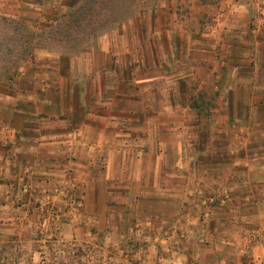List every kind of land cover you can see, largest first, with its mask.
Wrapping results in <instances>:
<instances>
[{
    "label": "rangeland",
    "instance_id": "rangeland-1",
    "mask_svg": "<svg viewBox=\"0 0 264 264\" xmlns=\"http://www.w3.org/2000/svg\"><path fill=\"white\" fill-rule=\"evenodd\" d=\"M75 1L79 2L0 0V113L7 109L3 101L14 97L33 99L36 113L45 109L35 93H16L15 88L31 77L32 68L40 73L56 66L80 83L84 102L88 84L114 79L97 73L106 65L125 72L129 89H139L135 80L146 79L138 85L147 100L169 99L170 93L181 104L188 103V95L199 88L196 75L228 59L225 55L232 47H222L220 37L229 32L219 25L226 8L250 0H94L97 17L81 18L84 11L76 17L79 25L93 20L95 28L91 31L87 25L76 36L70 25L56 28L48 19ZM107 9L110 18L103 14ZM60 54L72 57L69 70ZM44 77L33 82L36 89L45 86ZM207 80L202 87L207 105L196 108L211 121L192 122L193 133L178 129L177 135H182L176 145L183 151L166 160L191 165L168 169L161 190L131 181L137 147L127 151L125 179L107 191L100 185L106 195L87 196L86 187L44 188L37 186L36 178V189L25 192L14 178L0 177V183L15 182L8 186L10 192L0 186V264H264V169L254 170L253 182L245 166L264 165V124L223 122L218 115L234 112L223 106L220 93L211 90L216 75ZM169 84L175 87L173 92ZM210 109H216L213 119ZM241 110L248 115L247 107L237 108ZM257 113L264 116V106ZM37 120L47 121L42 115ZM124 129L128 130L126 125ZM93 167L101 169V162ZM141 196L147 198L140 200Z\"/></svg>",
    "mask_w": 264,
    "mask_h": 264
},
{
    "label": "crops",
    "instance_id": "crops-1",
    "mask_svg": "<svg viewBox=\"0 0 264 264\" xmlns=\"http://www.w3.org/2000/svg\"><path fill=\"white\" fill-rule=\"evenodd\" d=\"M219 25L223 32H229L227 36L220 37L222 47L226 44L232 47L225 55L228 59L219 65L216 63L214 70L196 75L200 81L199 88L195 94L188 95L190 102L185 104L170 93L169 99H145L138 84L146 79H136L135 86L139 89L125 92V72L117 73L106 65L101 66L97 73L114 79L108 81L104 77L103 83L95 80L88 84L84 102L80 83L71 74L65 76L62 67H49L40 73L32 68L31 77L23 78L22 87L15 88V91L35 93L44 100L46 107L36 113L33 99L14 97L7 103L3 101L2 105H7V109L3 107L0 113V125H3L0 128V177L14 178L25 192H29L31 187L36 189L33 184V178H36L37 186L44 188L55 184L62 189L86 187L87 196L106 195L115 181L125 179L127 151L137 147L138 157L131 181L137 180L141 188L159 187L161 190L165 186L161 178L168 169H177L178 166L188 169L191 165V162L183 163L182 160L176 163L166 160V156L183 151L182 146L178 151L176 145L181 142L177 137L182 135H177L178 129L185 134L193 133L196 126L192 122L211 121L208 117L204 119V113L194 106L207 105L202 87L208 83L211 74L217 79L211 90L220 93L223 106L234 112L232 115H218L223 122L235 120L263 125L264 116L259 115L257 109L264 106V0L229 6ZM217 52L221 54L223 49ZM57 56L67 60L69 70L72 57L66 54ZM43 74L46 76L45 86L36 89L33 82ZM155 79L148 78L149 82ZM174 90L175 87L169 84V92ZM238 107H247L248 115L244 116L242 110L237 112ZM212 110L208 113L211 117L216 113V109ZM39 115L47 120L45 124L38 122ZM125 125L128 130L124 129ZM115 126L121 128L116 130ZM189 138L193 141L191 145L195 144L192 134ZM184 150L187 152L188 149ZM98 162H101V169L93 167ZM236 165L234 163L233 166ZM245 166L250 180L256 182L254 177L252 179L254 170L264 169V165L247 162ZM170 176L174 178L172 174ZM8 182L0 183V186L7 187L10 192L8 186L15 182H10V185ZM101 184L105 185L106 191L100 187ZM146 198L141 196L140 200ZM188 199L186 195L184 201Z\"/></svg>",
    "mask_w": 264,
    "mask_h": 264
},
{
    "label": "trees",
    "instance_id": "trees-1",
    "mask_svg": "<svg viewBox=\"0 0 264 264\" xmlns=\"http://www.w3.org/2000/svg\"><path fill=\"white\" fill-rule=\"evenodd\" d=\"M81 1V4L79 6L78 3ZM94 0H79V2L75 1V4L73 5H69L68 10L63 11L61 13L58 12H54L55 15L51 14L48 19L49 21H51V24H56L55 27L58 28L60 26L64 27L65 25H70L71 28L74 29V33H71L73 35H78V34H82L84 32V27L88 28L89 26V30H93L95 27L94 25H92V21H89L86 23H83L81 25L78 24V18L76 17V14L79 13L80 11H84L83 16L80 15L81 18H84L86 16V14L90 17V19L97 17V12L96 10L98 9V7L93 3ZM209 2H214V0H208ZM95 2V1H94ZM86 5V7H85ZM73 6V7H72ZM76 6V7H75ZM57 14V15H56ZM95 14V15H94ZM103 14H106L105 17L106 18H110L112 16V13L110 10H104ZM126 19V16H125ZM98 21H96L97 23ZM88 25V26H87ZM83 26V27H82ZM68 26H66L67 28ZM11 80V79H8ZM128 82H130L127 78H125V92L129 89V87H126V84H128ZM200 104L198 105H194L195 108L199 107Z\"/></svg>",
    "mask_w": 264,
    "mask_h": 264
}]
</instances>
